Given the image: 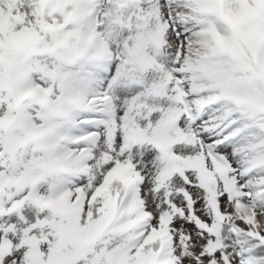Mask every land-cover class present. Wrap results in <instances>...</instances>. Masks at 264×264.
I'll list each match as a JSON object with an SVG mask.
<instances>
[{
	"label": "snow or ice",
	"instance_id": "snow-or-ice-1",
	"mask_svg": "<svg viewBox=\"0 0 264 264\" xmlns=\"http://www.w3.org/2000/svg\"><path fill=\"white\" fill-rule=\"evenodd\" d=\"M0 264H264V0H0Z\"/></svg>",
	"mask_w": 264,
	"mask_h": 264
}]
</instances>
